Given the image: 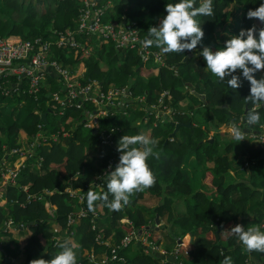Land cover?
Here are the masks:
<instances>
[{"label": "trees", "instance_id": "1", "mask_svg": "<svg viewBox=\"0 0 264 264\" xmlns=\"http://www.w3.org/2000/svg\"><path fill=\"white\" fill-rule=\"evenodd\" d=\"M80 2L81 0H0V37L16 35L22 39L33 40L41 37L43 40L52 41L65 29H72L75 37L86 45L88 52L78 49L73 50L72 54V50L58 49L53 45L52 57L67 63L69 68L75 71L74 65L77 63L83 72L80 79L96 77L103 88L111 82L128 84L133 95H138L143 90L146 99L143 105L148 106V110L152 109L149 104L157 101L162 89L168 90L170 98L176 103L184 98V88L193 84L197 85V91H204L205 97L200 99V95L193 94V98L200 103L197 107L188 105L192 109L191 114L190 111L181 113L172 110L177 122H191L190 126H183L188 132L187 135L176 139L175 134H172L175 125L173 122L153 125L154 115L145 110L136 111L132 119L121 114L100 116L99 126L88 128L89 132L85 134L81 127L86 128L84 118H89L86 111L75 106H67L60 115L58 113L60 101L48 96L49 90L57 88L50 67L47 68L46 80L42 81L44 85L37 96L23 90L12 95L0 93V101H5L6 105L10 101L22 100L18 109L28 111L24 120L3 116L4 110L3 114L0 113V142H7L9 147L17 144L19 128H23L27 134L36 133L37 125L42 121L39 113L34 112L36 108L39 112L50 108L47 120L42 121V127L47 129V132L57 130V118L62 122L70 116L77 119L74 128L64 124V128L70 130L69 135L60 134L59 142L35 146L34 154L24 160L25 165L19 170L16 184H8L0 179V234L7 238L2 248L8 258L2 260L0 264H16L12 258L17 255L20 248L23 249V264H30L31 261L41 258L50 260L60 251V243L69 242L73 245L71 242L73 238L81 248L96 247L99 245L98 239H106L109 236H113L118 242L129 230L145 229L150 221L149 217L153 218L151 220L153 221L156 214L162 216L166 212L170 226L176 225L179 228L177 232L169 230L167 233L176 239L190 233L193 238L191 249L187 250L179 243V248L162 260L165 256L163 257L158 250H148L149 245L139 243L133 254L130 255V251L126 252V248L120 249L117 254L119 258L108 261L107 264H179V262L190 264V261L195 264H222L225 257H230L232 264H247V260L250 261L249 264H256V261L264 264V253L246 252L237 238L229 232L232 224L239 221L245 229L251 225H259L255 222L257 213L251 217L255 223L250 221L249 216L256 205L264 207V147L258 144L259 142L257 145L253 144L250 138L238 142L229 136L223 137L221 131L218 135L210 133L216 131L220 125L236 124L241 116L246 118L248 110L253 107L245 99L250 92L249 82L238 71L236 75L241 78V86L235 90L229 88L226 81H218L204 69L206 62L202 58L190 55L184 59L188 51L163 54L166 65L154 67L146 62L141 63V59L134 51L117 49L113 42H108L102 37L96 39L92 36L88 43L86 36L89 34L76 31ZM95 2L99 7L105 6L106 11L117 10L118 17L122 13L121 18L125 20L132 21L135 15L139 16L136 21L134 20L139 34L148 38V29L158 26L160 20L167 15L166 4L178 0H95ZM199 3L200 0H196V6H199ZM261 3H264V0H213L214 16L196 17L205 33L202 41L217 42L222 48L225 41L238 35L241 29L255 26L259 30L264 27V21L250 20L246 17L249 9H255ZM142 5L146 7V15L142 13ZM93 42H99V45L103 42L98 53ZM152 48L157 49L154 46ZM116 50L122 52L118 53ZM104 63L107 69L102 71L101 66ZM176 69L179 72L176 73ZM255 75L257 79L264 77V70ZM2 81L4 82L3 79ZM168 104L171 106L172 102ZM84 109L92 113L95 107L86 102ZM258 111L261 123L248 125L249 130L255 132H259L264 125V104ZM139 118H146L147 124L152 127L150 137L157 140L163 138L157 145L159 158H149L147 161L156 177L154 186L147 190L161 195L163 202L149 207L138 203V200L144 197L142 191L135 193L131 197V203L117 212L109 211L98 201L94 212L99 216L96 217V223L104 216L110 226L103 229L93 228L91 217L94 213L87 210L86 201L87 192L92 190L88 173L92 174L94 171L89 166V147L92 141L96 140L99 166L104 170L108 159L117 150L118 141L122 136L142 133L136 120ZM194 120L196 124L192 123ZM181 128L182 126L179 127ZM102 130L112 135L115 147L99 143L98 136ZM169 136L174 138L170 140ZM236 151H240L242 159L234 166L232 162L237 158ZM191 152L198 157H205L202 161L203 175L213 187V198L203 191H194L185 176L182 164L185 156ZM207 160L212 164L207 166L205 164ZM244 163L249 165L246 175ZM107 178V175L99 176L101 186L99 193L107 190ZM23 185H27L26 191L22 189ZM68 186L81 188L86 194L83 201L79 202L69 196L66 190ZM166 186H171L172 192L178 194L184 201V211L181 214L172 213L171 198L165 191ZM28 193L42 195L49 201L53 211L50 213L47 210L42 199L37 197L27 199ZM78 205L82 206L87 214L75 220V234L69 233L65 239H58L54 243L52 236L54 224L60 228L66 227L69 213ZM122 218L130 222L121 223ZM9 226L19 230L27 228V231L20 233L18 230L9 229ZM145 230L151 233L148 239L152 244H158L161 234L165 235L156 232L154 228ZM113 231L115 233H112ZM184 241L188 244L187 236ZM108 252L110 254L109 247ZM179 252H182V259L177 258ZM78 264L89 263L86 259H80Z\"/></svg>", "mask_w": 264, "mask_h": 264}, {"label": "built area", "instance_id": "2", "mask_svg": "<svg viewBox=\"0 0 264 264\" xmlns=\"http://www.w3.org/2000/svg\"><path fill=\"white\" fill-rule=\"evenodd\" d=\"M79 19L76 31L84 32L86 34H96L104 38L105 40L113 42L117 49H126L134 51L139 58L141 63L153 62L152 66L166 65L165 56L160 52L159 49L144 48L141 46V41L145 40L146 37L139 34V29L136 26L135 21L126 20L119 23H114L106 19V7L97 6L95 0H81L79 5ZM88 37V35L86 36ZM56 46L59 48H67L69 50L77 51L80 49L84 52H88L86 45L77 39L72 29H65L56 35L55 39L43 40L41 37H37L33 40L22 39L20 37H0V93L4 95L17 94L20 90L27 91L29 94H37L40 91L42 81L46 80V71L50 67L54 73V82L57 84V88L48 91V96L52 99L60 101V109L58 113L61 115L67 106H75L81 110L86 111L88 120L85 119L84 126L97 128L99 126V117L104 115H116L121 114L123 116L129 115L136 109L145 110L148 113L154 115V120L158 123L173 122L177 123L173 114L172 108L169 103V91L162 89L159 92L157 101L150 105L152 109L148 110V106L143 105L145 102V94L133 95L129 89L128 84L111 83L106 88L101 87V83L95 77H87L84 80L80 79L75 74V70L69 68L67 63H63L57 58L52 57V47ZM76 66V65H75ZM77 71V70H76ZM177 69L175 72L177 73ZM11 78V79H10ZM4 80V82L2 81ZM21 84V86H19ZM25 89V90H24ZM167 100V101H166ZM90 103L95 107L92 113H89L84 109V103ZM137 102V104H135ZM142 102V103H141ZM168 102V103H167ZM35 113H39V109H34ZM171 114V117H167L166 114ZM191 114V113H190ZM72 118L67 117L66 120ZM163 118H167L162 120ZM243 125L248 126L246 118L243 120ZM60 127L63 136L69 135V131L65 128ZM44 128L42 127V121L37 125L36 131V145L50 144L51 142H59V132L53 134L52 139H49L48 135L43 134ZM252 136H256L259 144L264 147V126H261L259 132H250ZM171 139L173 137H170ZM99 143L103 146L115 147L114 139L110 133L105 130L100 131ZM96 143L94 146H97ZM33 154L31 149L14 145L7 147L0 153V179L8 184H16L19 170L23 168L24 155ZM20 157L22 159L16 166L10 165L9 160L14 157ZM120 153L116 150L114 155L108 159L106 168L101 172L103 175H107L108 172L113 170L116 164L119 162ZM99 174L97 177L101 175ZM99 179L97 180L98 186H100ZM23 190H27V185L21 186ZM66 190L69 196L76 198L79 202L83 201L86 196L85 192L81 188L67 187ZM37 197L42 199L47 210L51 213L53 210L50 207L48 200L44 199L42 195L37 196L34 194H27V199L31 200ZM86 210L81 206L78 209L72 210L67 218L66 229L70 234L73 233V226L77 217L86 216ZM91 217L93 221L92 227L97 228L96 225V213ZM123 222H130L125 219ZM148 232L142 229L139 237L135 236L136 230L127 231L118 242L110 244L107 240L109 239H98V244L107 245L110 248V255H108V261L117 259L118 250L127 248L132 242L139 241L141 244L142 239H145V233ZM54 243L57 242V237L53 236ZM149 240V239H148ZM155 245V244H154ZM147 246V245H145ZM150 248V249H149ZM148 250L155 251L157 249L150 242ZM158 250V249H157ZM250 261L247 260V264ZM256 264H261L260 261H256Z\"/></svg>", "mask_w": 264, "mask_h": 264}, {"label": "clouds", "instance_id": "3", "mask_svg": "<svg viewBox=\"0 0 264 264\" xmlns=\"http://www.w3.org/2000/svg\"><path fill=\"white\" fill-rule=\"evenodd\" d=\"M165 10L167 15L160 20L158 26L148 29V38L140 42L141 46H154L162 54L195 50L205 35L196 17L214 16L213 0H200L199 6H196V0H178L167 3ZM246 17L264 21V3L255 9H249ZM200 55L206 62V69L218 81H226L229 88L235 90L241 86V78L236 75L238 71L249 82L250 92L245 99L253 107L247 112L246 123L249 126L259 125L261 117L258 108L264 104V77L257 79L255 73L264 70V27L259 30L255 26L241 29L238 35L225 41L224 47L213 51L205 46ZM40 113L41 111L39 115ZM228 134L238 142L245 139L244 132L236 124L230 127ZM170 137L172 136L168 137L170 140L174 138ZM157 145L158 140L145 133L122 136L117 146L119 162L108 172L107 190L100 193L89 190L86 196L87 210L94 213L99 201L109 211H122L131 203V197L135 193L154 186L156 177L147 161L149 158H159ZM244 166L249 165L244 163ZM229 232L237 238L246 252L264 253V230L259 225H251L245 229L237 224ZM59 248L60 251L50 260L41 258L30 264H77L74 245L62 242ZM222 264H232L231 258L225 257Z\"/></svg>", "mask_w": 264, "mask_h": 264}, {"label": "crops", "instance_id": "4", "mask_svg": "<svg viewBox=\"0 0 264 264\" xmlns=\"http://www.w3.org/2000/svg\"><path fill=\"white\" fill-rule=\"evenodd\" d=\"M108 2L110 4V1H108ZM141 8H142V11H143L142 12L143 15H146L147 14V11L145 10L146 7L144 5H142ZM117 14H118V11L117 10L116 11L115 10L112 11L110 9V10H108L106 12V19L108 21H112L114 23H116V22H121L122 23V22L126 21L125 19H122L121 18L122 13L120 14L119 17H118ZM138 18H139V16H136L135 15L133 19L136 21V19H138ZM134 20H132V21H134ZM92 36H94L96 39H98V37H97L96 34H89L88 37L86 38V40H87L88 43L92 39ZM101 41H102V39L99 42H101ZM107 41H104L103 40V42H105V43H107ZM99 42H93L92 43L94 45V47L96 48V52L100 50V47L103 44V42H102V44L99 45L98 44ZM108 42H110V41H108ZM107 46H108V44H107ZM205 46L210 47L213 51H215L213 49V47L209 44L208 40L207 41L205 40V41H202L200 44H198L197 45V48L195 50H193L191 52H188V53H190L191 56L192 55H196V58L200 57V58L203 59V57H202V55H200V53L202 52V49ZM76 68H78V64H76ZM106 69L107 68H106L105 63H104V65L101 66V70L103 71V70H106ZM204 69L206 71H208L206 69V65H205ZM76 75L79 76V77H82L83 76V72H82L81 68H78L77 69V74ZM109 84H111V82L108 83V85ZM196 88H197V85L196 84H193L192 86H186L184 88V91H185L184 92V94H185L184 95V98L182 100H178L177 103H176V101L174 102V100L172 98H169V102H172L171 108L173 110H176V111L181 112V113H187L189 111H190V113H192V109H190L189 106L190 107H192V106L197 107L199 105V103H200V102H198L197 100H195L193 98V96H194L193 94L198 95V96L200 95L199 96L200 99H202V98L205 97L204 91H197ZM208 95H210V93H208ZM140 110L141 109H136L135 111H140ZM134 112L132 111L131 113H134ZM57 119H58V121H57ZM57 119H56V123L58 125H61L62 128H64V124L71 125V128H74L75 125L77 124V119L76 118H70L68 120H65V122H62L59 118H57ZM244 119H245V117L244 116H241V118L239 119V121L236 124L241 127L242 131L245 134V138H250L251 139V142H253V144L257 145L258 139H257L256 136H252L250 134V132H254V131L249 130L248 126H245L244 127V125H243V123H244L243 120ZM192 123L196 124L195 123V120ZM231 126H232V124H223V125H220L219 128L216 131H212L211 132V135L212 134L213 135H218V132L221 131L223 137H225V136L231 137L228 134L229 133V129H230ZM262 126H264V125H262ZM174 127H175V125H174ZM145 128H146V125L144 126V129ZM179 130L180 129L178 128L177 131H179ZM56 131L59 132L58 136L60 134L62 135L59 126L57 127V130ZM56 131H54V132H47V129H44L41 132L42 133L44 132L43 134L46 133V135H48L49 139H52L53 134H51V133H55ZM68 131H70V130H68ZM141 132L144 133L143 131H141ZM187 133H188L187 131H182L181 134L179 135L180 137H177L176 134H175V137H176V139H181L182 137H184L185 135H187ZM150 135H151V131L149 132V136ZM35 139H36V133L35 134H31V133L30 134H27L25 132V130H23V128H19L18 134H17V138H16V143L17 144H15V145H18V144L25 145L24 147L29 148V150L32 147L31 148V151L33 153L35 146H37ZM161 139H163V138L160 137L158 139V141L161 140ZM47 145H49V144H47ZM7 147H9L8 144H7V142H5V141L0 142V153H2L3 150L5 148H7ZM89 149H90V152H89L90 153L89 154V158H90L89 166L92 168V170H94V171H92V174L91 173H88V176H89V179H90L89 182H90V185L92 186L91 189L93 191H96L97 193H99V191L101 190V186H98V182H97L98 177L97 176L99 174H101V172L103 171V170H101V167L99 166V152H97V147L96 146H93V145H91L89 147ZM95 151H96V153H95ZM236 153H237V156H236L237 157L236 158L237 160L235 159L232 162L234 166L236 165V163H238L242 159V154L240 153V151H236ZM239 154H241V155H239ZM28 156L29 155H24L23 156V158H24L23 160H25ZM204 159H205V157H198L194 152H191V153H189V154H187L185 156V160H184V162L182 164V167H183V171L185 173V176L188 179V181H189L192 189L194 191L195 190L203 191V192L207 193L211 198H213V194H214L213 187L211 185H208L209 183H208V181L205 179V177L203 175V165H202V161ZM21 161H22V159L20 157L16 156V157H14V158H12V159L9 160V164L10 165H13V166H16ZM24 163H25V161H24ZM205 164L208 166V165H211L212 162L210 160H207V162ZM243 167L245 169V174L244 175H246L249 168L248 167H245L244 165H243ZM147 191H150V190H147ZM165 191H166L167 194H169L170 191H172V188L171 187L170 188H166ZM150 192L149 193H146V191H145L144 192V197L141 198V200H145L146 198H148V201L145 200V202H143V203H145L146 206L148 205V207L149 206H153V205L159 203L158 202V200H159L158 199V196H154V197L150 198L152 196V194ZM179 199H181V198L179 197ZM79 207L80 206L78 205L77 207H74V209H78ZM252 212L253 213H251L250 216H249L250 217V221L252 223L257 222L259 224V226L261 227V229L264 230L263 229V227H264V207L263 208H260L259 205H256V207L252 210ZM256 213H257V216H256V219H255V222H253L251 220V217L254 214L256 215ZM147 216H149V215H147ZM97 217H99V216H97ZM156 217H158V221L157 222H156ZM125 219L126 218H122L121 219V222H123ZM152 219L153 218L149 217V220L150 221L145 226V229L154 228L155 230L158 229L157 231H160V229L163 228V224H162V221H164L163 220V217L162 216H159L158 214H156L154 216V220L153 221H151ZM166 219H167V217H166ZM238 223H240V225H241V222L239 221L237 223L236 222L233 223L232 226H235ZM96 225H97V228L98 229H103L105 227H109L110 226V223L103 216V217H101V218H99L97 220ZM3 228H6V230L8 229L7 227H3ZM9 229H11V230H18L20 233L27 231V228H23V229H20L19 230V229H16V228L13 229L11 226H9ZM178 230H179V228L177 226H175V225H173L171 227V231L173 233L174 232H177ZM136 232L137 233H135V236L136 237H139L141 235L142 230H139V231H136ZM167 232H169V230H167ZM112 233H115V232L113 231ZM72 234H75V226H73V233ZM185 234L182 235V237L185 238L186 237ZM189 234L190 233H188V237L187 238H188V241L190 242V244L192 245V239L193 238H192V235H189ZM68 235H69V232L66 229V227L60 228L58 225H55L54 224L52 236L57 237V239H62V238L65 239ZM161 235H163V237L160 239V241H159L158 244L159 245H164L165 244L166 245L165 248H164V246H161V247L163 249H166L165 252H167L168 254H173L174 251H175V249L174 250H169L170 243L171 242H174L175 248H176V244H178V246H179V243H180L182 237L176 239L175 237H172V235L169 238L167 236L164 237V234H161ZM6 239H7L6 237H4V236H2V234H0V262L2 260H5V259L7 260L8 259L6 257V255H5L4 251H3V248H2L3 245L6 243ZM107 241L110 244H113V243H115V238L113 236H110ZM71 242L75 246V250H76V254H77V264L80 261V259H86L87 260V263H89V264H106L107 259H108V255H110L109 252H108V247L109 246L103 245V244H99L96 247L92 246V247H89V248H81V247H78V242L74 238L71 240ZM139 243H140L139 241L138 242L137 241L133 242L130 245V246H133L134 245L133 248H130V246H128L126 248V252L128 250H130V251L131 250H134V252H135L137 250V245ZM178 246H177V248H178ZM189 249H191V247ZM22 251H23V249L20 248L19 249V252L17 253V255L14 258H12V261H14L16 264H23V262H24V255L22 254ZM158 252L161 253V254L163 253L162 251H158ZM163 254H165V253H163ZM168 254H166V255H168Z\"/></svg>", "mask_w": 264, "mask_h": 264}, {"label": "rangeland", "instance_id": "5", "mask_svg": "<svg viewBox=\"0 0 264 264\" xmlns=\"http://www.w3.org/2000/svg\"><path fill=\"white\" fill-rule=\"evenodd\" d=\"M229 18H230V16H229ZM232 18V17H231ZM119 24H121V22L119 23ZM230 28V27H229ZM232 28V27H231ZM9 37H11V36H9ZM98 38H101L100 36H97ZM105 41V40H104ZM209 42V44L213 47V49L216 51L217 49H219L220 48V46L218 45V43L217 42H214V41H208ZM91 49V48H90ZM93 50V49H92ZM116 51H118V53H121L122 51L121 50H116ZM149 66H152L153 65V62L151 61V62H146ZM77 64V63H76ZM75 64V65H76ZM74 65V66H75ZM76 70H77V68H76ZM75 73L77 74V71H75ZM131 90V89H130ZM143 94V90H142V92H140L139 93V95H142ZM135 96H137V95H135ZM6 102L5 101H0V113H4L3 114V116L5 115L6 117H8V116H10V117H13V118H18L19 120H24L26 117H27V113H28V111H27V109H21V110H19L18 109V106H20L21 104H22V100L21 101H10V103H8L7 105L5 104ZM142 103V102H141ZM135 104H137V102H135ZM5 105H6V107H5ZM3 110H4V112H3ZM136 112V111H135ZM134 112V113H135ZM134 113H130L129 115H127L126 117H128V118H133L134 117ZM166 116L167 117H171V114H169V113H167L166 114ZM84 119H86V120H88V118L86 117V118H84ZM165 119H167V118H163L162 120H165ZM137 120V123H139V129L141 130V131H143L145 134H147V135H149V132L152 130V127L151 126H149L146 122H147V119L145 118V119H136ZM57 121H58V119H57ZM152 124L154 125V124H156V121L155 120H152ZM146 125V128L144 129V126ZM86 128H84V127H81L82 128V130H83V132L86 134V133H88L89 132V129L88 128H90V127H88V126H85ZM184 127H187V126H184ZM147 129V130H146ZM173 130H174V128H173ZM182 131H186V128H183V126H182V128L179 130V131H177L175 134H176V136L177 137H180L179 135L181 134V132ZM173 132V131H172ZM82 133V132H81ZM211 133V132H210ZM36 140V139H35ZM96 144V140H93L92 141V145L94 146ZM32 148V147H31ZM30 148V149H31ZM95 153H96V151H95ZM33 154H34V152H33ZM245 167H248L249 168V166H245ZM208 185H210V184H208ZM167 188H170L171 186H166ZM146 191V193H149L150 191H147V189H145L144 191H143V193ZM152 192V191H151ZM150 192V193H151ZM152 194V196L150 197V198H152V197H154V196H158V202L160 203H162L163 201V197L161 196V195H158V194H155L154 192H152L151 193ZM161 196V197H160ZM169 196H170V198H171V208H172V213L173 214H181L183 211H184V201H182V199H179V195L178 194H175L174 192H170L169 193ZM147 197V196H146ZM146 201H148V198H146L145 199ZM145 200H141V198L138 200V203H142V204H144L145 205V203H143V202H145ZM158 204V203H157ZM147 207H148V205H147ZM166 216H167V212L164 214V215H162V217H163V220L165 221H162V224H163V228H161L160 229V231H157L158 229H156V232H158V233H165V235H164V237H171V235L170 234H168L167 233V230H171V227H170V224L171 223H169L168 222V220L166 219ZM122 223V222H121ZM176 226V225H175ZM155 230V229H154ZM151 233L148 231V232H146L145 233V239H142V243L144 244V245H149V243H150V241L148 240V236L150 235ZM185 236H187L188 237V233H186L185 234ZM163 237V235L161 236V238ZM160 238V239H161ZM133 243V242H132ZM131 243V244H132ZM159 243V242H158ZM180 243L182 244V245H184V247L188 250L190 247H191V244H190V242L188 241V244L184 241V237H182L181 238V241H180ZM156 245V247H157V249H158V251H162L163 253H165V254H163L162 253V255H163V259L162 260H164L166 257H167V255L166 254H168L167 252H165V250L166 249H163L161 246H164V248L166 247V245L164 244V245H159V244H155ZM155 245L153 244V246L155 247ZM134 246V245H133ZM133 246H130V248H133ZM177 246H178V244H176V248H177ZM175 248V244H174V242H171L170 243V246H169V250H174L175 249V251L179 248V246H178V248L176 249ZM124 249V248H123ZM157 249H154L155 251L157 250ZM160 249V250H159ZM130 250H128L127 252H129ZM174 251V252H175ZM134 252V250H131L130 251V255L132 254ZM178 256H177V258H179V259H182V252H179L178 254H177ZM162 262H164V261H162ZM179 264H183L182 262H179ZM190 264H195V262H193V261H190Z\"/></svg>", "mask_w": 264, "mask_h": 264}, {"label": "water", "instance_id": "6", "mask_svg": "<svg viewBox=\"0 0 264 264\" xmlns=\"http://www.w3.org/2000/svg\"><path fill=\"white\" fill-rule=\"evenodd\" d=\"M190 55H191V54L188 53V54L184 57V59L187 58V57L190 56ZM19 86H21V84H19ZM246 109H247V108H246ZM48 111H50V108H47L46 110H43V111H41V113H40V119H41L42 121H44V122L47 120V113H48ZM190 125H191V122H190V121H188L187 123H184V122H177V123H175V127H174V130H173L172 134H174L180 126H190ZM157 221H158V217H156V222H157ZM238 224H240V223H238ZM189 235H191V234H189ZM190 239H191V238H190Z\"/></svg>", "mask_w": 264, "mask_h": 264}]
</instances>
